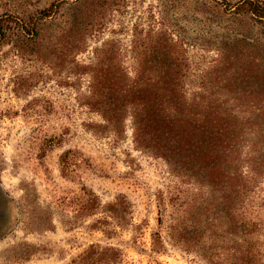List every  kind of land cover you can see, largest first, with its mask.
<instances>
[{"label":"rangeland","instance_id":"374dc122","mask_svg":"<svg viewBox=\"0 0 264 264\" xmlns=\"http://www.w3.org/2000/svg\"><path fill=\"white\" fill-rule=\"evenodd\" d=\"M237 1L0 0V202L5 211L0 264H77L79 253L95 242L119 248L120 264H205L193 252L172 246L164 226V252L150 249L149 233L157 228L155 196L171 191L176 178L161 158L135 147L128 121L119 136L99 125L100 117L82 104L88 76H65V51L17 53L11 47V31H16L11 17L26 19L58 2V12L41 20L44 39L61 46L68 33L73 42L85 38L75 56L81 63H89L94 48L112 39L128 69L134 66L133 38L164 30L185 48L189 80L197 83L210 69L236 74L256 49L264 50V22L234 12ZM260 69L264 73V63ZM65 151L68 175L60 172ZM82 185L102 204L124 194L132 204L128 223L108 219L103 225L111 230L108 235L89 228L101 214L79 216Z\"/></svg>","mask_w":264,"mask_h":264},{"label":"trees","instance_id":"16d2710c","mask_svg":"<svg viewBox=\"0 0 264 264\" xmlns=\"http://www.w3.org/2000/svg\"><path fill=\"white\" fill-rule=\"evenodd\" d=\"M58 10V2H51L26 19L11 17L16 30L11 47L21 56L65 51V76H88L82 104L100 117L99 125L119 136L128 121L135 147L165 162L177 182L166 195L155 196L157 228L149 233L150 249L164 252V226L172 246L205 264H264V50L256 49L236 74L210 69L197 83L189 80L185 48L164 30L133 38L131 69L112 39L81 63L75 56L85 38L73 42L68 33L59 46L40 34L41 20ZM233 11L264 22V0H238ZM3 25L1 20L0 39ZM85 29L88 35L90 26ZM67 153L60 156V172L68 175ZM80 190L79 216L101 214L89 228L108 235L103 225L109 220L128 223L132 204L124 194L102 204L85 186ZM74 261L120 264L122 258L119 248L95 242Z\"/></svg>","mask_w":264,"mask_h":264},{"label":"flooded vegetation","instance_id":"af4514ba","mask_svg":"<svg viewBox=\"0 0 264 264\" xmlns=\"http://www.w3.org/2000/svg\"><path fill=\"white\" fill-rule=\"evenodd\" d=\"M2 202H0V220L4 217V213H5V211H4V208H2Z\"/></svg>","mask_w":264,"mask_h":264}]
</instances>
